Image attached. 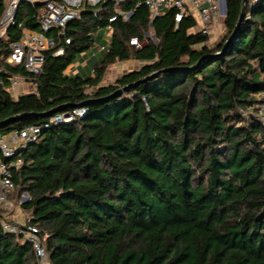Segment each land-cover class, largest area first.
<instances>
[{
  "label": "trees",
  "instance_id": "trees-1",
  "mask_svg": "<svg viewBox=\"0 0 264 264\" xmlns=\"http://www.w3.org/2000/svg\"><path fill=\"white\" fill-rule=\"evenodd\" d=\"M242 4L225 0V33L213 45L192 31L194 18L176 24L172 9L149 26L141 5L111 23L91 75L65 73L108 23L114 3H106L67 24L70 43L47 52L39 74L22 70L34 91L14 98L0 85V120L34 113L2 135L86 103L83 117L43 128L20 149L12 175L8 199L27 194L20 206L50 264H264V0H246L236 27ZM38 7L23 5L18 19L37 29ZM17 35L11 29L0 55ZM131 37L145 41L137 47ZM128 60L143 63L103 83L109 65ZM2 219L0 209V264H38L31 243L5 233Z\"/></svg>",
  "mask_w": 264,
  "mask_h": 264
},
{
  "label": "built area",
  "instance_id": "built-area-1",
  "mask_svg": "<svg viewBox=\"0 0 264 264\" xmlns=\"http://www.w3.org/2000/svg\"><path fill=\"white\" fill-rule=\"evenodd\" d=\"M126 0H5L3 11L0 15V46L8 41L11 29H18L17 39L8 43V53L5 57L0 55V85L12 97L23 93L32 92L35 82L22 74V70L33 75L42 70L44 57L47 52L60 55L64 47L70 43L66 36L67 24L78 20L84 11L89 10L93 15L103 11L106 3H114L113 13L108 18L106 29L112 33L111 23L117 18L128 19L141 5L147 7L150 13L149 26L152 20L164 9H172L176 24L184 17H192L197 25L192 31H198L209 36L212 25L220 16L224 15L223 5L225 0H137L135 4L124 9L121 3ZM260 0H248L253 6ZM28 5L36 8L30 16L32 22L37 24V29L29 26L24 20H19L21 7ZM109 36V39H110ZM108 39V42H109ZM145 39L131 37L129 42L137 47ZM104 47L101 46L100 49ZM264 99V92L261 93ZM87 108L75 106L67 111L52 115L42 124H30L22 129H14L8 134L0 135V204L11 208L14 204L8 199L9 192L13 189L12 175L17 170L22 160L17 156L20 149L37 140L43 128L56 123H68L83 117ZM246 114L245 111H242ZM257 118L264 122V100L258 104ZM28 199L24 192L15 204L19 208L21 203ZM21 209V208H20ZM23 211V209H21ZM29 215L23 222H9L1 220V228L5 233L20 235L23 241L29 242L34 250L38 264H50L45 251L43 238L39 235V228L28 222Z\"/></svg>",
  "mask_w": 264,
  "mask_h": 264
},
{
  "label": "rangeland",
  "instance_id": "rangeland-1",
  "mask_svg": "<svg viewBox=\"0 0 264 264\" xmlns=\"http://www.w3.org/2000/svg\"><path fill=\"white\" fill-rule=\"evenodd\" d=\"M223 18L224 15L220 16L217 21L212 25L211 33L208 36V45H213L215 42H218L224 35L225 29L223 30V32L222 30H220V27L223 26ZM109 36L110 32L106 29V27L97 30L94 35L92 47L87 49L86 51H83L82 53L77 54V56L71 63L72 69L80 71L81 74L85 76L91 75L93 64L102 58L104 53L103 49L107 48ZM144 36L149 37V39L154 43L157 42V39L153 36V32L151 31V29L145 31ZM101 46H103L104 48L100 49ZM140 65L141 64L135 60H128L123 62L120 61L109 65L105 71L103 83H110L114 81L117 75L131 68H137ZM0 135L2 134L0 133ZM9 200L12 202V204H14L9 209L5 208L2 204H0V209H2L4 219L8 220L9 222H23L26 219L28 213L24 210L21 211L22 208L20 207V209L17 205H15L17 202H15L14 197L10 198Z\"/></svg>",
  "mask_w": 264,
  "mask_h": 264
},
{
  "label": "water",
  "instance_id": "water-1",
  "mask_svg": "<svg viewBox=\"0 0 264 264\" xmlns=\"http://www.w3.org/2000/svg\"><path fill=\"white\" fill-rule=\"evenodd\" d=\"M245 1L246 0H242V2H243V4H242V7H241V11H240V14H239V17H238V21H237V23H236V27H238V25L240 24V21H241V19H242V17H243V10H244V6H245ZM225 11H226V7H225V1H224V5H223V12H224V14H225ZM230 37H231V35L228 37V39L225 41V45H227V43L229 42V40H230ZM157 73H153V74H151V75H148V76H146V77H144L143 79H141V81L142 80H146V79H148V78H151L152 76H154V75H156ZM123 88H127V86H125V87H123ZM86 103H80V104H78V106H84ZM64 106V105H63ZM63 106H58V107H56V108H53V109H50V110H48V111H45V112H42V113H40L39 115L40 116H42V117H44V116H51L53 113H55V112H57V111H59V110H61L62 108H63ZM74 105H70V107H73ZM34 113H31V112H23V113H20V114H15V115H12V116H9V117H7V118H5V119H2V120H0V128L2 127V126H5V125H7V124H9L10 122H12V121H15V120H19V119H23V118H26V117H29V116H32ZM28 145V144H27Z\"/></svg>",
  "mask_w": 264,
  "mask_h": 264
},
{
  "label": "crops",
  "instance_id": "crops-1",
  "mask_svg": "<svg viewBox=\"0 0 264 264\" xmlns=\"http://www.w3.org/2000/svg\"><path fill=\"white\" fill-rule=\"evenodd\" d=\"M222 22H223V20H222ZM215 27V26H214ZM220 30H222V32H223V30H224V27L222 26V27H220ZM135 61H137V60H135ZM138 63H140V64H142L143 62L142 61H137ZM129 65V64H128ZM132 69V68H131ZM134 69V68H133ZM130 70V69H129ZM65 73H67V74H74V73H79V74H81V72L80 71H78V70H73L72 69V67H71V64L65 69ZM120 75V74H119ZM119 75H117L116 77H118ZM115 77V78H116Z\"/></svg>",
  "mask_w": 264,
  "mask_h": 264
}]
</instances>
